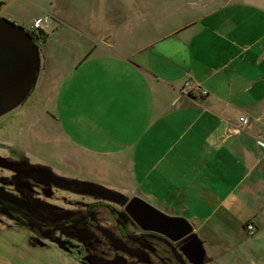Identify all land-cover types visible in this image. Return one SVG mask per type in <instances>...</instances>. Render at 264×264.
Listing matches in <instances>:
<instances>
[{"label":"crops","instance_id":"1","mask_svg":"<svg viewBox=\"0 0 264 264\" xmlns=\"http://www.w3.org/2000/svg\"><path fill=\"white\" fill-rule=\"evenodd\" d=\"M117 1H106L110 17L93 18L109 26L97 64L86 63L92 45L73 67L94 104L82 129L93 139L85 134L77 146L195 230L249 221L264 240V2L197 0L150 19L137 0L118 14ZM117 29L139 30L142 42L124 49ZM185 80L191 87L180 93ZM0 228V264H83L24 228Z\"/></svg>","mask_w":264,"mask_h":264},{"label":"rangeland","instance_id":"2","mask_svg":"<svg viewBox=\"0 0 264 264\" xmlns=\"http://www.w3.org/2000/svg\"><path fill=\"white\" fill-rule=\"evenodd\" d=\"M106 1L108 0H0V16L19 24L26 30L30 28L35 17L44 14L51 17L46 40L37 43L42 54V67L38 71L33 89L19 106L0 117V137H2L0 145L10 144L6 146L7 149L12 151L13 147H16L14 150L27 155L29 162L32 163L30 166L34 170L45 171L47 175L50 174V170L56 176L60 175L72 182L97 183L107 189L114 188L111 190L116 191L120 194V198L124 197V199L132 197L129 190H133L134 196H138L164 212L165 210L161 208L163 203L150 199L144 193L146 190H141L142 186L140 185H138L139 189L136 186L130 188L123 177L118 174V169L112 166V163L108 164L95 154H86L77 146L80 141H84L85 134L93 139L91 132L84 133L82 129H87L90 124L84 117L85 111L87 107H90L91 111L94 104L90 105L87 99L91 93L90 88L87 89L88 82L82 78L80 69L75 70L73 67L81 60L82 55L88 53L92 45L95 46V49L86 63L89 66L97 64L98 50L104 46L101 44L100 34L109 26L98 22V20H93V18L111 16L104 11V7L107 6ZM137 1L142 3L143 7L148 6L150 19L157 17L155 12L161 7L169 11L175 6L182 7L184 2L189 4L197 2V0ZM215 1L220 4L226 0ZM258 1L264 2V0ZM116 4L120 6L117 7L118 14L125 12L126 8L129 9V0H118ZM148 28L152 29L150 26ZM112 29L110 28L108 31ZM116 32L119 34L118 43L123 45L124 49L128 48L131 43L138 45L142 42L141 37L136 38L137 35H140L139 30L133 32L132 35H126L123 30L118 29ZM10 119L14 125L10 124L5 127V122ZM5 156L7 157L0 156V165H4L6 160L15 162L12 155L8 156L6 153ZM140 171L141 169L138 168L139 178H141ZM4 172L9 174V170ZM137 182V184L140 183L139 180ZM74 184L76 183H73L76 190L72 192L63 191L67 190L63 187H59L60 190L51 189L49 202L57 206L62 204V207L58 206L60 207L58 210H53L56 215H60V219H64L61 216L63 211L78 209L76 216L83 213L81 207L85 201L93 199L108 201V198L93 194L90 190ZM124 199L119 203L123 204ZM119 203L118 205L113 203V205L121 207L122 205L119 206ZM50 213L47 212L44 219L53 220ZM107 217L109 216L105 212L101 215L99 212L97 213V218H100L102 222L107 220ZM182 217L190 222L188 216ZM237 225V229L235 226L223 227L214 233H202L193 228L202 241L195 237L193 241L197 247L192 248L189 252H184L181 249L185 262L187 264H202V261H204L203 264H264V240H256L254 234L246 232L244 225L243 227L242 224ZM0 231H2L1 228ZM113 240L118 247L114 245L109 247L110 253L111 249L115 248L125 264H135V262L139 264V256L135 252L133 254L132 248L126 253H119L121 250L119 247L125 245H122L118 239ZM107 242L110 243V239ZM125 247L127 248V246ZM161 250L163 259H166L164 264H174V259L168 253L167 248H161ZM99 255L100 253L96 250L95 257L99 258Z\"/></svg>","mask_w":264,"mask_h":264},{"label":"flooded vegetation","instance_id":"3","mask_svg":"<svg viewBox=\"0 0 264 264\" xmlns=\"http://www.w3.org/2000/svg\"><path fill=\"white\" fill-rule=\"evenodd\" d=\"M39 56V69H41L40 51ZM5 123V127L14 125L11 119ZM9 145L6 144V146ZM6 146L0 145V156L7 157L5 156L7 153L8 156L12 155L15 162L6 160V165H0V217L2 218L0 225L3 227L24 228L35 241L53 244L83 264H125L118 250L113 248L110 253L109 247L117 246L113 239H118L122 245L127 246V248L120 246L119 253H126L132 248L133 254L135 252L139 256V264H164L166 259H163L161 255L163 253L161 248H167L174 259V264H179L177 256L181 264H187L181 249L189 252L197 247L193 241V238L195 239L193 235L172 242L161 234L142 230L124 211L126 201H123V204L119 203L124 197L110 199L90 189L91 183L72 182L60 175L56 176L50 170L48 175L45 171L34 170L30 166L32 163L29 162L27 155L14 150L16 147H13L11 151ZM5 170H9V174H6ZM73 183L90 190L93 194L108 198L109 202L104 199L85 201L81 207L83 213L76 216L78 209L63 211L61 216L64 219H60V215H56L53 210H58L62 204L58 207L49 202L51 189L57 190L63 187L67 190H61L72 192L76 190ZM117 202L119 206H122L115 207L113 203L118 205ZM47 212H51L53 220L44 219ZM98 212L100 215L105 212L109 217L102 222L100 218H97ZM21 222L27 223V226L22 225ZM108 239L110 243L107 242ZM184 242L186 243L183 244ZM96 250L100 253L99 258L95 257Z\"/></svg>","mask_w":264,"mask_h":264},{"label":"water","instance_id":"4","mask_svg":"<svg viewBox=\"0 0 264 264\" xmlns=\"http://www.w3.org/2000/svg\"><path fill=\"white\" fill-rule=\"evenodd\" d=\"M39 60L38 44L29 32L0 16V117L19 106L33 89ZM91 184L90 189L110 199H120L116 191ZM124 201V211L142 230L156 232L172 242L191 234L196 237L192 224L184 217L166 214L138 196ZM177 260L181 264L178 256Z\"/></svg>","mask_w":264,"mask_h":264},{"label":"built area","instance_id":"5","mask_svg":"<svg viewBox=\"0 0 264 264\" xmlns=\"http://www.w3.org/2000/svg\"><path fill=\"white\" fill-rule=\"evenodd\" d=\"M51 17L47 14H44L42 16L35 17L31 24L30 28L27 30L31 36V38L34 40V42L38 43L42 41L44 33H47L48 27H49V22H50ZM191 87L190 81L185 80L180 87V93H187L188 88ZM202 93H205L203 91ZM248 120L246 117H240L239 118V123L242 126H245L247 124ZM244 229L248 234H253L255 227L251 222H246L244 225Z\"/></svg>","mask_w":264,"mask_h":264},{"label":"trees","instance_id":"6","mask_svg":"<svg viewBox=\"0 0 264 264\" xmlns=\"http://www.w3.org/2000/svg\"><path fill=\"white\" fill-rule=\"evenodd\" d=\"M46 37H47V33H44L42 41H44ZM21 224L24 225V226H27V223L21 222ZM191 235H193V234H191Z\"/></svg>","mask_w":264,"mask_h":264}]
</instances>
